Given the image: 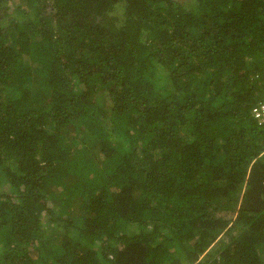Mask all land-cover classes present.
<instances>
[{"label": "trees", "instance_id": "obj_1", "mask_svg": "<svg viewBox=\"0 0 264 264\" xmlns=\"http://www.w3.org/2000/svg\"><path fill=\"white\" fill-rule=\"evenodd\" d=\"M263 104L264 0H0V264H264Z\"/></svg>", "mask_w": 264, "mask_h": 264}, {"label": "rangeland", "instance_id": "obj_2", "mask_svg": "<svg viewBox=\"0 0 264 264\" xmlns=\"http://www.w3.org/2000/svg\"><path fill=\"white\" fill-rule=\"evenodd\" d=\"M35 37V36H34ZM36 38V37H35ZM115 138V137H114ZM94 150H90L88 153H92ZM73 152H71L70 153V156H69V159L71 160L72 158H73V154H72ZM64 168V170H65V172H63L62 171V174H65L66 173V170H68L69 172H70V175H69V185H71L70 184V179H72V181H78L79 183H81L82 184V172H81V169H80V167L76 164V163H72L71 164V166L68 164L67 165V162H66V165L63 167ZM88 177H90V174L88 175ZM89 180V179H88ZM88 180L86 181V182H88ZM92 182V181H91ZM91 182L89 183L90 185H91ZM68 183V182H67ZM75 183H77V182H75ZM74 184L72 183V187H73V189H74V191H76V190H78V189H80L81 187H79V186H77V185H75V186H73ZM80 185V184H79ZM58 188H60V187H58ZM85 188V185H84V187L82 188V189H84ZM57 190H59V189H57ZM64 205H66V204H64V203H62V202H60L59 203V205L57 206V205H55V207H56V212H58V210L59 209H61V206H64ZM44 221H47V219L46 218H44L43 219Z\"/></svg>", "mask_w": 264, "mask_h": 264}, {"label": "built area", "instance_id": "obj_3", "mask_svg": "<svg viewBox=\"0 0 264 264\" xmlns=\"http://www.w3.org/2000/svg\"><path fill=\"white\" fill-rule=\"evenodd\" d=\"M253 113L257 117H264V104L260 106H255L253 108Z\"/></svg>", "mask_w": 264, "mask_h": 264}]
</instances>
